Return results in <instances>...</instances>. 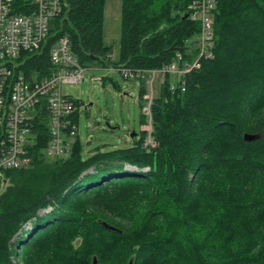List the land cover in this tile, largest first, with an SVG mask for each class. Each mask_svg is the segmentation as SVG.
I'll list each match as a JSON object with an SVG mask.
<instances>
[{"label":"trees","instance_id":"trees-1","mask_svg":"<svg viewBox=\"0 0 264 264\" xmlns=\"http://www.w3.org/2000/svg\"><path fill=\"white\" fill-rule=\"evenodd\" d=\"M28 2L13 0L14 11ZM189 2L120 0L113 59L105 0H61L46 42L17 59L14 75L49 76L61 37L84 68L153 70L177 53L191 61L199 24L184 18ZM213 21V57L182 86L171 89L170 76L159 84L153 145L141 130L128 147L85 154L88 142L76 137L69 158L54 159L37 108L28 166L0 177V264H264V0H216ZM128 81L142 107L145 80Z\"/></svg>","mask_w":264,"mask_h":264},{"label":"built area","instance_id":"built-area-1","mask_svg":"<svg viewBox=\"0 0 264 264\" xmlns=\"http://www.w3.org/2000/svg\"><path fill=\"white\" fill-rule=\"evenodd\" d=\"M24 5L27 12L19 13L14 11L13 0H0V177L5 170L28 166L30 157L25 146L33 143L31 120L41 107L47 115L49 139L45 154L48 157L66 160L75 138L80 139L77 105L68 93L62 92V86L82 82L86 68L71 54L67 37H61L49 51V61L54 68L49 76L34 80L22 74L14 75L20 64L17 59L24 53L41 49L47 39L50 21L62 12L61 0H30ZM215 7L216 0H190L187 6V17L199 24L195 37L198 52L193 60H185L177 53L172 63L159 69H107L119 73L124 80H145L142 110L149 120L153 98L147 95V88L152 87L156 77L163 81L170 76L171 89L174 84L182 86L184 75L198 69L201 58L213 57ZM91 81L101 83V78L92 77ZM153 144L151 138L143 142L144 146Z\"/></svg>","mask_w":264,"mask_h":264},{"label":"rangeland","instance_id":"rangeland-1","mask_svg":"<svg viewBox=\"0 0 264 264\" xmlns=\"http://www.w3.org/2000/svg\"><path fill=\"white\" fill-rule=\"evenodd\" d=\"M120 5V0H105L103 40L112 48L113 59L119 48ZM92 77L108 80L102 85L100 82L93 83ZM161 81L155 78L152 87L147 88L148 96L154 98L157 95L159 84L164 80ZM62 92L78 102L79 137L82 142L88 141L85 154H90L96 147L104 150L128 147L132 142L131 132L139 134L143 130L148 132L145 139L151 138L148 136L152 131L149 117H146V123L140 122L143 110L138 103L136 81L124 80L119 73L102 69L95 63L85 69L82 82L63 85ZM143 210L140 208L139 211ZM45 212L41 211L40 215Z\"/></svg>","mask_w":264,"mask_h":264},{"label":"water","instance_id":"water-1","mask_svg":"<svg viewBox=\"0 0 264 264\" xmlns=\"http://www.w3.org/2000/svg\"><path fill=\"white\" fill-rule=\"evenodd\" d=\"M184 18H187V14L184 15ZM135 135H136L135 132H131V133H130V138L133 139V138L135 137ZM255 138H257V135H245V136H244V139L247 140V141H252V140H254ZM106 227H107L108 229H111V230H116V229H115L114 227H112V226H107V225H106ZM93 264H96V260H95V259L93 260Z\"/></svg>","mask_w":264,"mask_h":264}]
</instances>
